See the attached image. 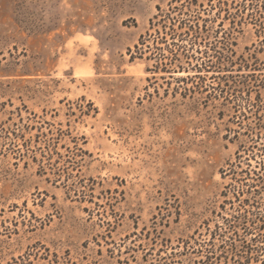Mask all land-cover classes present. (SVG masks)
<instances>
[{
    "label": "rangeland",
    "instance_id": "374dc122",
    "mask_svg": "<svg viewBox=\"0 0 264 264\" xmlns=\"http://www.w3.org/2000/svg\"><path fill=\"white\" fill-rule=\"evenodd\" d=\"M173 1L0 0V264H236L264 247V0L230 9L234 53L154 34L138 57ZM167 48L183 69L157 67Z\"/></svg>",
    "mask_w": 264,
    "mask_h": 264
},
{
    "label": "trees",
    "instance_id": "16d2710c",
    "mask_svg": "<svg viewBox=\"0 0 264 264\" xmlns=\"http://www.w3.org/2000/svg\"><path fill=\"white\" fill-rule=\"evenodd\" d=\"M249 6L253 5L251 3H247L246 0H207V5H204V3L198 2L197 0H174L168 5L167 9H162L160 6H157L158 13L155 14L150 20V29L157 25H161L163 28L161 30L156 28L155 33H150L148 30L145 35L142 34L140 36L138 43L135 44V49L137 50L136 52L139 55L138 57L141 58L145 52L150 51L149 47L145 50L143 47L139 46L144 44L145 38L147 36L151 37L154 34L158 38L160 37V39L166 38V36H170L171 39L178 37L180 40H188L191 45L198 44L199 46L202 42H204L205 39L215 37L217 40L219 36H222L225 39V41L222 42L224 45L223 49L228 53H234V50L231 48V46L234 45V41L232 40L234 34L233 31H235L237 28L241 29L242 21L234 20L232 11H230V9H236L235 17L240 16L243 18L245 10L248 9ZM226 20L230 21V26L227 28L224 27ZM178 47L181 49V53L185 58L190 56L188 55L189 49L186 48V46ZM156 50H158V48H156ZM208 50L218 53L217 57L219 58L220 52L215 45H210L206 51L199 50V52L207 54ZM167 51L171 54V56L167 58V62L161 61L165 58L163 53H159L158 57L156 56L155 60L158 61L157 67H161L163 70L174 69L176 67L183 69L181 61L173 53V50L167 48ZM196 51L198 52V49H196ZM152 55L153 52H151L146 58L152 59L154 57ZM208 66L210 65L205 64L204 62V66L201 64L200 66H196V68L200 71L202 69H207ZM262 181V187H264V178H262ZM258 207L259 206H256V208ZM262 210L264 211V207ZM260 211L261 210L258 209V212L253 211L251 213L255 215H261L262 212ZM247 212H250V210H246V213ZM261 216L264 218V215ZM244 218L247 219V214L244 216ZM263 218H259L262 223H264ZM262 229L263 224L259 226V230ZM259 234L261 235L262 233ZM213 236H215V231H213ZM261 237H263V234ZM260 241L264 242V239ZM230 246L233 247L232 244H230ZM242 248H244L242 252H245V255L240 256L238 260H234L236 264H248L251 262V260L259 261L258 255L264 251L263 245L257 246L254 248L256 252V255L254 256L252 253L253 248L250 245H243ZM234 254L236 255V251H234Z\"/></svg>",
    "mask_w": 264,
    "mask_h": 264
}]
</instances>
